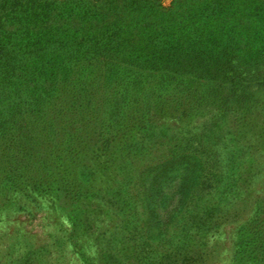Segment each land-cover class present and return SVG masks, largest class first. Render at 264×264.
<instances>
[{"label": "rangeland", "instance_id": "1", "mask_svg": "<svg viewBox=\"0 0 264 264\" xmlns=\"http://www.w3.org/2000/svg\"><path fill=\"white\" fill-rule=\"evenodd\" d=\"M144 2L91 0L101 20H50L35 37L55 45L36 52L0 32V68L18 67L0 75V132L22 126L32 145L15 167L0 140V264H247L235 250L264 203V33L242 43L256 52L202 63L162 44L190 38L194 1ZM156 11L180 29L163 34ZM117 33L106 62L78 44Z\"/></svg>", "mask_w": 264, "mask_h": 264}, {"label": "trees", "instance_id": "2", "mask_svg": "<svg viewBox=\"0 0 264 264\" xmlns=\"http://www.w3.org/2000/svg\"><path fill=\"white\" fill-rule=\"evenodd\" d=\"M131 1L136 8H144L145 0ZM192 1L194 4L191 6L192 10L188 18L192 21L186 26L189 29L190 38L182 43L179 40L165 37L162 44L166 45L167 50L193 56L195 60L202 63H204L206 55L213 59L219 58L214 65L223 60L225 63H230L231 60L228 55L240 52L242 49L248 48L249 51H258V48L249 46V43L245 46L242 43L257 38L261 32L264 33V8L262 7L264 0ZM70 4L71 0H0V32L6 28L7 24L12 25L15 27L17 38L25 41L32 52H36L41 47L50 48L55 45V43L50 44L49 40L42 43L40 38L35 37V34L42 33L51 26L50 20H78L92 24L94 19L99 18L101 20L104 17V13H94L93 8L95 6L91 5V0H77L72 5ZM70 6L75 9L65 10ZM58 8L60 10L56 12ZM156 14L157 18L162 19V23L157 28L163 34L174 28L180 29L178 28L179 24H169L164 14H158L157 11ZM254 17L262 20H256L258 24L251 22V20H241L242 18ZM118 29L121 27L118 26ZM113 30L114 28L109 29L108 33ZM116 35L118 33L111 36H96L90 39L83 37L78 39V44L89 50V53L93 54L94 57H100L94 58V61H100L107 56L115 55L113 47L116 43L114 39ZM121 41L122 39L118 36L119 45H121ZM0 42L5 43V40L2 39ZM17 42L14 40L12 46H16ZM157 42L159 40H156ZM182 44H186V47H182ZM7 58L13 62L10 61L11 64L4 62L0 68V75L4 82L11 83V80L16 77L18 67L14 64L16 57L14 60L9 56ZM14 84L16 82H13L12 86H16ZM29 117L28 115L25 119ZM16 132L17 140L10 139L5 133V129L0 132V140L6 146L3 151L6 157L4 160L11 166H15L13 161L15 163L25 162L29 153H32V145L26 139L24 127L19 126ZM13 175L15 174H7L5 177L7 182L14 180ZM235 259L240 262L245 261L247 264H264V203L258 209L255 218L241 230L236 243Z\"/></svg>", "mask_w": 264, "mask_h": 264}]
</instances>
